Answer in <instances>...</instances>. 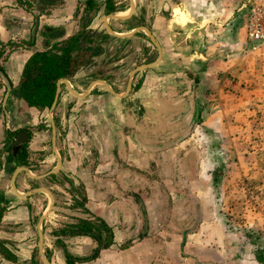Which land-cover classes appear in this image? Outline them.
I'll return each instance as SVG.
<instances>
[{
    "label": "crops",
    "instance_id": "crops-1",
    "mask_svg": "<svg viewBox=\"0 0 264 264\" xmlns=\"http://www.w3.org/2000/svg\"><path fill=\"white\" fill-rule=\"evenodd\" d=\"M38 1L0 0V70L11 84L5 99L0 77V264H44L42 216L50 264H258L251 242L214 212L198 147L183 132L204 94L216 115L207 120L224 124L227 101L264 73V33L249 32L264 0ZM256 18L264 28V10ZM106 24L137 30L118 36ZM142 27L161 56L130 77L135 65L113 63L121 45L130 44L122 60H133L136 41L159 57ZM69 46L78 65L61 77L53 135L50 107L28 105L20 80L35 53Z\"/></svg>",
    "mask_w": 264,
    "mask_h": 264
},
{
    "label": "rangeland",
    "instance_id": "rangeland-1",
    "mask_svg": "<svg viewBox=\"0 0 264 264\" xmlns=\"http://www.w3.org/2000/svg\"><path fill=\"white\" fill-rule=\"evenodd\" d=\"M37 2L39 1L30 0L32 6H38ZM58 2L59 0H45L41 3L53 5ZM111 3L122 6L127 4V0H111ZM90 25L95 26L94 21ZM100 28L98 23V29ZM124 28L125 26H121V29ZM140 36L147 42L143 30ZM129 45L125 43L116 50L118 57L113 55V63H117L116 67L120 72L132 65L137 68L154 61V55L143 46V41H136L131 45L135 48L133 60H122L124 56L127 57L124 54ZM105 46L108 45L105 43ZM254 51L253 53H258ZM249 59L251 62L248 63L254 65L255 55L250 54ZM170 68L164 66L162 70L158 68L157 72H165ZM119 78V82L123 84V75ZM254 80L246 94L233 98L232 104L227 101L233 109L231 113L225 114L224 124L209 123L207 117L216 115H211L215 110L209 108L212 101L206 99L208 94H204L203 102L198 105V115L192 119L196 123L191 130L188 128L183 132V137L193 135L190 144L198 147V160L207 176L206 194L214 205V212L219 215L228 232L230 230L232 235L235 234L236 239L247 238L251 242L253 253L261 255L260 259L257 257L259 261L251 263L264 264V73L255 71L252 81ZM207 112L209 115H206ZM216 114L223 113L217 111Z\"/></svg>",
    "mask_w": 264,
    "mask_h": 264
},
{
    "label": "trees",
    "instance_id": "trees-1",
    "mask_svg": "<svg viewBox=\"0 0 264 264\" xmlns=\"http://www.w3.org/2000/svg\"><path fill=\"white\" fill-rule=\"evenodd\" d=\"M73 46L65 47L60 54L54 51L35 53L25 65L20 80L19 91L21 97L30 106L48 108L56 92L57 80L71 75L77 61L73 57ZM75 69V70H74ZM79 230H91L88 223H83ZM68 264L71 263V260Z\"/></svg>",
    "mask_w": 264,
    "mask_h": 264
},
{
    "label": "water",
    "instance_id": "water-1",
    "mask_svg": "<svg viewBox=\"0 0 264 264\" xmlns=\"http://www.w3.org/2000/svg\"><path fill=\"white\" fill-rule=\"evenodd\" d=\"M131 6H132V5H131ZM132 10H133V6H132V8H131V10H130V13L132 12ZM116 17H117V18H120V19L125 18V17H119V16H116ZM106 27H107V29H108V31H109L110 33H112V34L114 33V34H116V35H118V36H122V35L127 36V35H130V34H133L134 31L137 30V29H134L133 31H131V32L128 33V34H121V33H115V32H113V31L111 30V28L107 26V24H106ZM142 29H144V30L147 32V34L150 36V38L152 39V41H154L156 47H157L158 50H159V57H158V59H157L155 62H153V63H150V64H144V65H140V66H138L134 71L131 72L130 77L133 75V73H134L135 71H137V70H142V69L147 68L148 66H151V65L156 64V63L159 61L160 56H161V49H160V46L155 42V40H154L153 36L151 35V33L149 32V30L146 29V28H144V27H142ZM0 77H1V79H2V81H3V83H4V85L6 86L5 99H7V97L9 96V93H10V91H11V84H10L8 78L6 77V75H5V74L3 73V71H1V70H0ZM61 82H65V79L60 78V79L58 80L57 85H56L55 96H54V99H53L52 104H51V106H50V121H51V125H52L51 130L53 131V135L55 134V130H54L55 125H54V120H53V117H52L51 113H52V110H53V108L55 107V105H56V103H57V99H58V95H59V86H60V83H61ZM130 83H131V79L129 80V83H128V89H129V87H130ZM104 84L107 85V83H104ZM107 88L110 89V90H112L108 85H107ZM195 118H196V117H195ZM195 123H196V122H195V120H194V121L192 122V124L190 125V129H189V130H191V129L193 128L192 126L195 125ZM53 139H54V136H53ZM59 166H60V160H58L57 168H58ZM57 168H56V170H57ZM56 170H55V171H56ZM12 185H13V187L15 188L14 179H13V183H12ZM34 191H44V192H48L47 189H44V188H36V189H34ZM48 194H49V196H50V198H51V205H50V207H52V205H53V198H52V195H51L50 192H48ZM43 219H44V216H42V217L40 218V221H39V229H38V235H39L38 248H39V252H38V253L40 254L41 259L43 260L44 264H50V262L48 261V259H47L46 256H45V254H43V252H44V251H43V234H42V231H41V228H40V225H41V222L43 221Z\"/></svg>",
    "mask_w": 264,
    "mask_h": 264
},
{
    "label": "built area",
    "instance_id": "built-area-1",
    "mask_svg": "<svg viewBox=\"0 0 264 264\" xmlns=\"http://www.w3.org/2000/svg\"><path fill=\"white\" fill-rule=\"evenodd\" d=\"M261 10H264V8L261 9L256 7L255 9H253L251 14L252 17H250L249 19V32L250 35L254 38H258L262 33H264V28H262L261 23L259 24L256 18L257 13Z\"/></svg>",
    "mask_w": 264,
    "mask_h": 264
}]
</instances>
